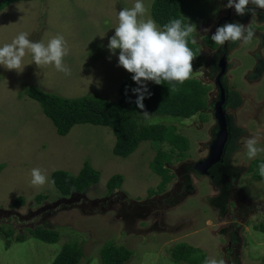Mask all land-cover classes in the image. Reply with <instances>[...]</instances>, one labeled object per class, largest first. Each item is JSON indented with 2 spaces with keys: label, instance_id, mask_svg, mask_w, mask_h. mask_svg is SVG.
<instances>
[{
  "label": "rangeland",
  "instance_id": "1",
  "mask_svg": "<svg viewBox=\"0 0 264 264\" xmlns=\"http://www.w3.org/2000/svg\"><path fill=\"white\" fill-rule=\"evenodd\" d=\"M135 2L23 0L0 11V47L21 32L45 44L61 34L69 47L63 62L71 69V75H66L54 65L38 66L27 51L21 71L0 65V225L26 236L23 241L12 240L9 244L0 236V264H51L66 242L83 246L79 264H100L104 243L130 248L133 254L127 264H188L170 255L169 248L179 242L202 249L209 261L264 264V231L257 229L264 223V178L253 176L255 168L248 169L253 159H264V152L249 159L244 146L248 138L255 136L257 147L264 148V77L252 81L247 76L255 63L254 54H264L257 35L263 24L255 16L243 23L255 32L252 41L241 43L230 55L234 65L229 70V81L241 102L228 112L240 132L229 152L231 169L219 171L214 180L192 169L197 160L207 156L211 128L216 124L209 106L215 97L212 87L205 94V106L191 115L181 119L151 116L150 122L172 124L188 139L189 146L182 155L166 141L145 139L126 157L112 152L115 137L106 126L76 124L66 135H58L39 102L25 93L27 86L34 85L49 92L60 87L63 92L79 90L82 95L103 97L106 95L96 92L98 84L109 89L115 83L112 79L117 83L126 76L132 79L133 74L118 66L120 50L112 55L107 46L118 26L119 11L133 7ZM151 2L144 0L149 7L145 19L151 16ZM227 3L204 1V15L195 23L197 31L191 36L199 46L189 79L192 86L210 82L203 37L214 32L215 20L221 11L226 12ZM206 27L211 31H202ZM85 67L91 74L89 82L81 81L83 78L79 81L84 75L80 69ZM157 150L166 155L163 161L169 175L162 190L157 188L161 177L150 166ZM85 160L98 169V183L82 193L61 195L51 172L61 169L75 174ZM34 168L46 171L45 185L31 183ZM113 174L122 175L123 182L108 193L106 182ZM148 189H154V193L149 194ZM39 193L47 197L37 202L35 196ZM19 196L25 203L14 207L13 200ZM36 226L57 228L59 240L47 243L34 238L28 229Z\"/></svg>",
  "mask_w": 264,
  "mask_h": 264
},
{
  "label": "trees",
  "instance_id": "2",
  "mask_svg": "<svg viewBox=\"0 0 264 264\" xmlns=\"http://www.w3.org/2000/svg\"><path fill=\"white\" fill-rule=\"evenodd\" d=\"M19 1L23 0H0V11ZM204 1L152 0L150 14L161 29L175 18H180L187 23L185 19L187 17L192 23H196L204 15ZM204 40L214 46L211 36H206ZM189 47L197 55V48L191 43V37H189ZM135 87L138 86L132 79L123 77L116 101L90 94L69 98L34 85L27 86L25 93L39 102L43 113L51 120L58 135H66L76 124L102 125L111 129L115 137L112 152L118 156H128L145 139L154 140L153 142L166 141L172 150H177L182 155L189 146L188 139L176 132V127L172 124L150 122L145 119L135 104L138 96L131 91ZM148 88L153 95L150 99L145 95L144 104L150 115H167L178 119L203 108L205 94L209 89L203 84L192 86L189 79L182 84L162 81L161 85H156L154 81H149ZM165 157L162 151L157 150L155 161L150 163L152 170L161 177L157 184L158 190H162L169 179L163 161ZM261 163H264V159H253L248 169L255 168L253 176L263 179L264 176L259 173ZM2 168L3 164L0 163V171ZM51 180L61 195H70L74 192H85L93 187L100 180V173L88 161H84L76 174L61 169L53 170ZM122 182V175H111L106 182L107 192L111 193L120 188ZM148 193L153 194L154 189H148ZM46 197L45 194L39 193L35 199L40 202ZM24 203L25 199L19 196L13 200L12 205L18 207ZM258 228L264 231V223L257 226ZM28 230L31 236L47 243H55L60 237L57 228L36 226ZM0 236L6 239L7 244L12 240L23 241L26 237L22 233H16L12 228H4L1 225ZM169 252L175 261H185L188 264H204L207 259L202 249L184 242L176 243L169 248ZM132 254L133 251L126 245L104 243L100 248V264H127ZM83 256L84 250L81 244L66 242L61 246L51 264H79Z\"/></svg>",
  "mask_w": 264,
  "mask_h": 264
},
{
  "label": "clouds",
  "instance_id": "3",
  "mask_svg": "<svg viewBox=\"0 0 264 264\" xmlns=\"http://www.w3.org/2000/svg\"><path fill=\"white\" fill-rule=\"evenodd\" d=\"M250 4L255 7L249 9ZM224 7L234 8L238 16H244L248 11L255 16L256 8L264 9V0H228ZM148 12L149 7L145 5L144 0H136L133 7L120 10L118 26L115 27V34L110 38L107 47L112 55L116 54L117 49L120 50L118 66L133 74L132 79L138 85L131 89L138 96L135 104L145 119L151 120V115L144 104L145 95L149 99L153 95L147 82L154 81L156 85H161L162 81L182 84L191 78L196 54L189 47V37L197 31V25L187 17L185 18L187 23L175 18L161 29L150 15L145 19ZM202 31L209 32L211 28L206 27ZM254 36L255 32L250 25L227 22L212 32L211 39L222 46L226 42L248 44ZM191 43L196 44L197 40L192 38ZM26 51L32 54L36 65H54L57 71L71 75V69L63 62L64 57L69 54V47L63 35L57 34L45 44L43 41L30 40L28 33L21 32L11 43L0 47V65L8 70L21 71ZM257 144L258 139L255 136L246 140L244 146L249 159L264 152V148H258ZM259 173L264 176V163L259 165ZM31 176V183L34 186H43L48 182L46 171L40 168L32 169ZM204 264H227V262L225 259L210 261L206 259Z\"/></svg>",
  "mask_w": 264,
  "mask_h": 264
},
{
  "label": "flooded vegetation",
  "instance_id": "4",
  "mask_svg": "<svg viewBox=\"0 0 264 264\" xmlns=\"http://www.w3.org/2000/svg\"><path fill=\"white\" fill-rule=\"evenodd\" d=\"M255 6L250 4L249 9L254 8ZM256 15L257 21L263 24V28L257 31V35L260 39L259 44L264 47V9L256 8ZM222 12V11H221ZM220 12V15L217 17L214 23V32L218 26H221L227 22H235L240 21L241 23H249L251 18V12L248 11L244 16H238L235 14V10L233 9H226V12ZM211 36L212 34H207L206 36ZM205 48L208 50V64H207V71H208V78L210 82L207 84L209 87L208 91L211 89L215 90V97L209 102V106L213 109L214 104L221 99L222 106L226 113L227 118V127H228V139L225 144L224 152L222 159L213 165L210 168L208 175H203L208 177L211 180H214L215 177L218 176V172L222 171L225 172L230 168L229 165V152L235 147L234 141L236 139L237 133L240 132L238 128L234 125V118L232 117L231 113L228 112V109H235L240 105V97L239 93L231 86L229 81V70L232 69L234 65V61H230V55L234 53V51L239 48L241 42H226L224 45H218L214 43V46L208 44L207 41H203ZM196 45L197 53H198V45ZM255 59V63L253 64L251 69L248 70L247 76L252 81H257V79L264 77V54L260 51L253 56ZM224 58V60H222ZM236 64V63H235ZM225 68V72L219 76V72L221 68ZM232 74V73H231ZM210 84V85H209ZM213 114V110H212ZM214 118V117H213ZM216 122V121H215ZM212 129V136L216 130V124L211 128ZM193 169V166H192ZM194 171V170H193ZM195 173V171H194ZM197 174V173H195ZM199 175V174H198ZM197 175V176H198ZM187 181L190 182V178H186ZM190 189V185H186Z\"/></svg>",
  "mask_w": 264,
  "mask_h": 264
},
{
  "label": "water",
  "instance_id": "5",
  "mask_svg": "<svg viewBox=\"0 0 264 264\" xmlns=\"http://www.w3.org/2000/svg\"><path fill=\"white\" fill-rule=\"evenodd\" d=\"M224 60V58H222ZM225 72L222 67L219 76ZM222 100L219 99L213 106V116L216 121V130L209 144L208 154L205 158L197 160L193 164V170L199 175H208L210 168L218 163L223 156L226 141L228 139V127L225 110L222 106Z\"/></svg>",
  "mask_w": 264,
  "mask_h": 264
},
{
  "label": "crops",
  "instance_id": "6",
  "mask_svg": "<svg viewBox=\"0 0 264 264\" xmlns=\"http://www.w3.org/2000/svg\"><path fill=\"white\" fill-rule=\"evenodd\" d=\"M16 3V2H15ZM86 69V70H85ZM80 71H82V72H84L83 74V76L79 79V81L81 80V81H86V82H89L88 81V79L91 77L90 75V72L88 71V69H87V67H85V68H82V69H80ZM90 74V75H89ZM121 78H122V76H121ZM120 78V79H121ZM109 79H108V75H107V78H106V80L104 81L105 83H107V81H108ZM122 80V79H121ZM115 81V83L114 84H112V86L109 88V89H107V88H105V87H103V86H101V85H99V86H97V88H96V92H100V93H102V94H105L106 96H103V97H107L108 99H110L111 101H116L117 99H118V97H119V94H118V92L116 93V91L119 89V85H120V82L119 83H117V80H115V79H112V81L111 82H114ZM116 88H117V90H116ZM74 89V88H73ZM48 92H49V90L48 89H46ZM50 91H52V90H50ZM79 90H72L71 92H69V90H67L66 92H63L62 91V88H60V87H57V90H55L53 93H56V94H60V95H63L64 97H69V98H71V97H78V96H75V94L76 93H78V94H80V92H78ZM64 94H66V95H64ZM82 94H80V96H81ZM106 99V98H105ZM85 161H87V160H85ZM84 162V161H83ZM89 162V161H88ZM90 163V162H89ZM93 165V164H92ZM94 166V165H93ZM92 166V167H93ZM81 168V167H80ZM79 168V169H80ZM94 168H95V166H94ZM96 169V168H95ZM2 170V169H1ZM96 170H98V169H96ZM79 170H77V172H78ZM76 174V173H75Z\"/></svg>",
  "mask_w": 264,
  "mask_h": 264
}]
</instances>
